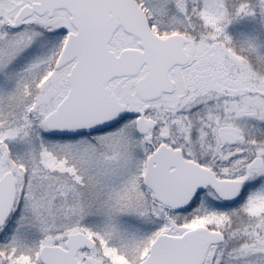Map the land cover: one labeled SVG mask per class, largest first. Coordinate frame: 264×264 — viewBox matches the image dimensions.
<instances>
[{
    "label": "snow or ice",
    "instance_id": "6c2138e0",
    "mask_svg": "<svg viewBox=\"0 0 264 264\" xmlns=\"http://www.w3.org/2000/svg\"><path fill=\"white\" fill-rule=\"evenodd\" d=\"M0 264H264V0H0Z\"/></svg>",
    "mask_w": 264,
    "mask_h": 264
}]
</instances>
